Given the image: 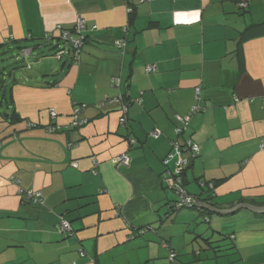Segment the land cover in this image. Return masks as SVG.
I'll list each match as a JSON object with an SVG mask.
<instances>
[{
    "label": "crops",
    "instance_id": "0c3cea01",
    "mask_svg": "<svg viewBox=\"0 0 264 264\" xmlns=\"http://www.w3.org/2000/svg\"><path fill=\"white\" fill-rule=\"evenodd\" d=\"M79 16L87 24L79 60L57 57V27L73 29ZM1 46L17 47L29 72L10 77L0 102V264H106L102 256L131 246L142 226L188 225L186 213H167L189 139L200 150L184 192L217 209L264 206V0H0ZM120 90L125 124L121 104L109 101ZM77 110L89 120L81 127ZM121 153L128 166L113 162ZM200 207L215 229L201 238L229 249L204 240L205 252L194 245L182 264H264V213ZM173 237L162 245L177 256Z\"/></svg>",
    "mask_w": 264,
    "mask_h": 264
},
{
    "label": "rangeland",
    "instance_id": "374dc122",
    "mask_svg": "<svg viewBox=\"0 0 264 264\" xmlns=\"http://www.w3.org/2000/svg\"><path fill=\"white\" fill-rule=\"evenodd\" d=\"M30 60L32 61V66L35 61L34 56H31ZM24 64L27 65V61L20 55L17 47H0V85H2L0 89V102H2L1 97L4 94L3 86L10 80V77L12 75L19 76L26 71L29 72L28 67L24 66ZM7 99H9V95L7 96ZM0 112H4L1 106ZM198 182L192 178L188 185L193 187L199 186ZM175 212L186 213V217L184 218L188 221V225L182 224L181 221L171 222L169 220L167 224H163L160 228H158L156 233L148 231L150 234L154 235V238L151 241H145L143 238V236L148 232L138 235L137 238L132 241L131 246L123 249L121 248L113 252V257L110 255L107 259H105L104 254L102 256L103 261L105 260L106 264H182V260L185 258L183 253L188 255V252H191L194 249V245L195 247H199V244L200 246L202 245V247H204L202 251L205 252L207 244L204 241V238H201V235L205 234V230L207 228L210 229L207 231L208 235L213 233L210 223L205 221L204 217L200 214V212H198L196 207L191 208L184 206L177 209ZM248 212H250L248 209H243L241 211V213ZM207 216L212 217L213 215L207 214ZM172 233L174 234V237L172 238L174 244L173 247L180 252L174 260H171L168 249L162 245L165 240L164 237ZM150 252L153 253L154 259L147 258V255ZM139 259H143L142 263Z\"/></svg>",
    "mask_w": 264,
    "mask_h": 264
},
{
    "label": "built area",
    "instance_id": "2783aa9c",
    "mask_svg": "<svg viewBox=\"0 0 264 264\" xmlns=\"http://www.w3.org/2000/svg\"><path fill=\"white\" fill-rule=\"evenodd\" d=\"M142 1H145V0H142ZM86 27H87L86 20L82 16H79L77 18V21H76L73 29L64 28L61 26L57 27V29L59 31V39L62 40L61 43L63 42V44L60 45L59 49L56 52L57 57L60 58L63 55H65L67 52H70L73 56L74 62H77L79 60L80 53H81L82 48L84 46V43L86 41L84 34H83L84 31L86 30ZM93 28H95V26ZM116 44L118 47H123L125 45L124 39H118L116 41ZM21 53H23L24 55H27L30 53V50L29 49H23V50H21ZM155 69H156V67L153 65H146V71H148V72L154 71ZM112 84L116 85L117 87L120 88L121 77L120 76L113 77L112 78ZM124 98L122 95H119V96L115 97L114 99H112V100H116L117 102H119L122 106V112L123 113H122V116L120 119V123H122V124H125L127 122V118H126L127 105L124 101ZM112 100H109V101H112ZM199 110H201V107L199 104L194 105L192 108V112L199 111ZM51 114L55 115V111L51 110ZM175 118L177 120L181 121L182 123H184V122L188 121L189 116L187 115L185 117L184 116L182 117V116L176 114ZM88 121L89 120L87 118L81 117L79 110H77L73 115V122L72 123L76 127H81V126L87 124ZM153 135L156 136L157 132L153 133ZM173 146L177 152H179L180 149L182 148V147H180L179 141L174 142ZM183 146L185 148L190 149L191 154L193 152L196 154L199 153L200 146L197 145L196 143H194L190 139L183 141ZM261 146L264 147V138H263ZM113 162L118 166H128L130 164V157L127 153H121L118 156L114 157ZM187 164H188L187 159L180 160L178 162V167H177V170L175 171V175L173 178L174 181H173L172 186L175 187L176 191L178 192V198L175 201V205L178 207H182L185 204H188L189 202H192L195 200L191 194L188 195V194L182 193L181 191H179L177 189V187H184L183 178H181L179 175L181 174V171L184 170V168L186 167ZM97 165H98V161L94 160V167L96 168ZM21 191L26 193L28 195V198L34 203H43L44 202L42 193L39 191L32 190V189H29V190L21 189ZM70 229H71L70 222L67 221L66 219H62L60 222V230L69 231ZM139 232H140V234H143L145 232V230L142 229ZM131 237H133V235ZM165 244L168 245L170 248L169 244H167V243H165ZM169 252H170L169 256L171 259H175L178 256V254L176 256V253L172 250V248H170ZM84 254H85V252L82 251V255H84ZM73 264H77V262L74 261Z\"/></svg>",
    "mask_w": 264,
    "mask_h": 264
},
{
    "label": "trees",
    "instance_id": "16d2710c",
    "mask_svg": "<svg viewBox=\"0 0 264 264\" xmlns=\"http://www.w3.org/2000/svg\"><path fill=\"white\" fill-rule=\"evenodd\" d=\"M197 154L196 153H192L191 155H190V157H188V167L191 165L190 163H191V160H193V157H195ZM188 167H186L184 170H182L181 171V174L179 175L181 178H183L184 180H185V174H186V171H187V169H188ZM177 189L179 190V191H181V192H184V191H186L185 190V188L184 187H177ZM192 196L194 197V201H192V202H189L188 204H185L184 206H188V207H191V208H195V207H197L198 208V198H197V196L196 195H194V194H192ZM176 201V200H175ZM184 206H182V207H184ZM181 207H178V206H176L175 205V202L173 203V209H171L168 213H167V216H169V217H167V219L168 218H170L171 216H172V213L173 212H175L177 209H180ZM199 209V208H198ZM166 216V215H165ZM205 218H207V217H205ZM164 219V218H163ZM59 228H60V226H59ZM142 229H144L145 230V232L148 230V229H150V230H153V231H157V229H158V225H156V227H153V226H151V225H147V226H142L141 228H139L138 230L140 231V230H142ZM211 230H215V229H212L211 228ZM144 232V233H145ZM206 233V232H205ZM138 235H141V234H138ZM204 235V234H203ZM203 235H201V237L203 236ZM218 238H221L220 236H218ZM230 239V235H228V234H224V233H222V240H225V239ZM206 242H207V244H209V246H211V248L212 249H214L216 252H218V251H221V250H225V251H228V249L229 248H220V249H218V247L219 246H213L212 245V241L209 239V238H205L204 239ZM166 241V240H165ZM231 248H232V246H231ZM230 248V249H231ZM230 254V253H229Z\"/></svg>",
    "mask_w": 264,
    "mask_h": 264
},
{
    "label": "water",
    "instance_id": "95a60500",
    "mask_svg": "<svg viewBox=\"0 0 264 264\" xmlns=\"http://www.w3.org/2000/svg\"><path fill=\"white\" fill-rule=\"evenodd\" d=\"M154 66V65H153ZM121 89V88H119ZM119 95H122L123 98L126 97L122 91L120 90V93L118 94ZM129 95V94H128ZM112 102H117L116 100H112ZM128 140H130L131 142H135L136 141V138L134 136H132V138H129L128 137ZM176 192V191H175ZM177 193V192H176ZM199 205H198V208L201 209L200 205L205 207V208H208V209H212L213 211L217 212V213H235L236 211H238L239 209H241L242 207H246V208H249L251 210H254L256 212H260V213H264V206H253V205H249V204H246V203H240L232 208H228V209H217L215 207H212V206H209V204H206L205 202H202V201H198ZM207 221H209V218L207 217L206 218Z\"/></svg>",
    "mask_w": 264,
    "mask_h": 264
},
{
    "label": "bare ground",
    "instance_id": "6f19581e",
    "mask_svg": "<svg viewBox=\"0 0 264 264\" xmlns=\"http://www.w3.org/2000/svg\"><path fill=\"white\" fill-rule=\"evenodd\" d=\"M185 159V158H184ZM182 193H185V192H182ZM186 194V193H185Z\"/></svg>",
    "mask_w": 264,
    "mask_h": 264
}]
</instances>
